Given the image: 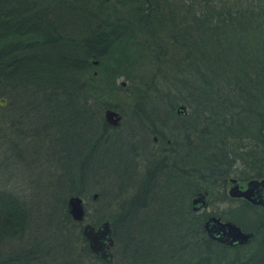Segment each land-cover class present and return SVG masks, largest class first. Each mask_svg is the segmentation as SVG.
<instances>
[{
  "label": "trees",
  "instance_id": "16d2710c",
  "mask_svg": "<svg viewBox=\"0 0 264 264\" xmlns=\"http://www.w3.org/2000/svg\"><path fill=\"white\" fill-rule=\"evenodd\" d=\"M158 29L165 31L162 37ZM164 36L169 69L151 88L139 83L143 77L133 79L135 63L141 50ZM117 75L131 79L133 100H167L169 117H177L179 102L191 109L193 128L204 134L202 163L225 155L219 145L224 134L252 140L244 148L252 146L263 157L264 0H0V96L7 97L0 105V264L101 260L79 227L85 220L97 225L102 217L84 202L86 219L77 221L65 206L67 196H85L91 182H107L101 110L116 109L104 95L119 87ZM173 162L180 166L181 157ZM113 173V190L122 189ZM38 195L47 199L49 224L51 212L64 208L49 227L42 212L36 218ZM118 207L127 214L134 210L133 203L118 201ZM166 207L154 212L167 213ZM201 223L174 179L169 224L152 218L129 227L147 229L142 241L132 242L140 246L139 259L209 264L213 245ZM6 239L11 249H3Z\"/></svg>",
  "mask_w": 264,
  "mask_h": 264
},
{
  "label": "flooded vegetation",
  "instance_id": "af4514ba",
  "mask_svg": "<svg viewBox=\"0 0 264 264\" xmlns=\"http://www.w3.org/2000/svg\"><path fill=\"white\" fill-rule=\"evenodd\" d=\"M162 102L167 107L165 112L163 108L159 109L154 101L138 102L139 107L143 109L141 112L147 115L151 113V116L148 115L149 117H145L143 120L139 118L131 125L128 124L122 131L120 130L124 115L120 111L112 107L122 115L116 125L106 122L103 116L107 125V133L104 135L102 144L108 153L109 162L104 165V172L110 183L109 178L115 177L113 170H116V178L122 188L113 190L114 186L112 188L111 184L107 185L106 191H109L110 198L117 199L122 190L132 189L135 192L134 196L130 195L128 198L126 196L125 201L122 199L123 202H121L139 204L138 212L134 214L136 217H142L144 220L150 217L165 216V219L169 221V180L172 182L177 179L181 182L182 192L190 205V210L201 219V226L213 246L243 252L242 257L237 256L232 261H243V264H264V183H260L262 179L264 180V164H234V158H231V163H226L224 161L227 158L223 159L225 157L218 158L219 162L211 164L195 163V161H200L201 154L204 152L201 147V138L204 134L187 132L184 137H178L171 132L173 137H169V119H171L169 117V102ZM179 104L175 106L177 117L173 116L177 118L176 120L184 119L186 117L184 115L187 113V105L184 103V113H177ZM161 112L166 115H161ZM174 123L173 126H175ZM137 124H139L138 132ZM229 139L235 141L237 145L229 146L232 140L226 138L219 142V145L223 144L226 157L231 153L234 154L237 146L239 147L243 143L241 141L240 144L234 137ZM86 145L87 149L92 148L93 145L92 137L89 134L86 137ZM247 150L251 153L255 151L252 146ZM176 157H181L182 164L180 166H175L173 162ZM221 159L222 162H220ZM116 162H120V164ZM156 204H166L167 213L154 212L158 208ZM122 215L131 217V214L125 215L124 213ZM211 218H217L222 222H234L241 230L251 235L241 243L222 242L210 236L206 229L205 222ZM110 224L114 238L111 221ZM208 227L213 234L219 235L220 232L216 231L211 223ZM141 231L146 232L147 229ZM167 232H169V227ZM114 244L111 247L112 259L109 261L101 259L98 261L99 263H114L112 249ZM75 263L71 262V264ZM83 263L86 264V261ZM134 264H169V258L157 261L138 260Z\"/></svg>",
  "mask_w": 264,
  "mask_h": 264
},
{
  "label": "rangeland",
  "instance_id": "374dc122",
  "mask_svg": "<svg viewBox=\"0 0 264 264\" xmlns=\"http://www.w3.org/2000/svg\"><path fill=\"white\" fill-rule=\"evenodd\" d=\"M164 34H165V31L158 29L159 37H162ZM166 37L167 36H164L163 38H159V39L158 38L154 39L153 45L150 44V46L145 47L143 50L139 52L138 60L135 63L137 67H136V70L134 71L138 75L137 77L133 79L139 80L141 77H143L142 79L139 80L140 81L139 83L141 84L148 83L149 87L152 88L153 86H155V81L160 80L161 78L160 73L163 71L162 69H166V68L169 69V64H167V59H169V39H167ZM252 44L254 45L255 43L252 42ZM162 48L164 49L163 51L161 50ZM122 81H124V84H122ZM115 84L119 85V87L113 88L109 93L104 95V98L108 99V101L111 102L112 105L116 106V109L124 115V120H123L120 131H122L123 128L125 129V127L128 124L131 125L132 123H134L139 118L143 120V118L151 116V113H148L149 115L148 116L146 113L141 112L142 108H140L138 105L139 104L138 102L140 101L137 102L132 99L131 90L133 86H132L130 78H127L124 75H117V78L115 79ZM5 98L7 99V97ZM146 102H150V101H146ZM154 102L157 103V106L159 107V109L163 108L165 112L167 107L165 106L164 102H161V101H154ZM179 103L181 104L182 102H179ZM104 109L105 108H103V110ZM190 111L191 109L187 106V113L186 115H184L186 116L184 117V119L179 118L178 120H176L177 119L176 117H171V119H169V137H173V134L171 132H173L178 137L179 136L184 137L187 132H191L193 134L194 132H198L195 130V128H193L196 122L194 120V117L188 116ZM102 112L103 111L101 110V114ZM161 115L164 116L166 115V113L161 112ZM173 123L175 126H173ZM199 124L200 123L198 121L196 128L198 127ZM138 126L139 124L136 125L137 132H138V128H137ZM224 137L228 140H232V139H229V138H232L231 134H224ZM26 139L27 140L25 141H28V136H26ZM237 141L240 142V144L242 141L243 142L242 145H239V147L237 146V149L234 152V154L231 153V155H228L227 157L225 155H221L222 157H225L223 159L227 158V160H225L224 162L231 163V158H234V161H233L234 164H241V163H246V164L248 163L252 165L264 164V153H263L262 158L261 157L258 158L256 157L257 155L255 156L253 154V152L252 153L250 151L248 152V150L244 148V145H249L250 143H252V140L246 141L243 139H239V140L237 139ZM262 144H263V140H260V145ZM236 145H237L236 142L233 140H232V143H229V146H236ZM262 148L263 147H260V149ZM179 150H181V147H179ZM107 159L108 158H106L105 160ZM143 160L145 162L144 157H143ZM201 160L202 159H200V161H195V163H202ZM216 162H219V161L217 160ZM220 162H222V159L220 160ZM118 164H120V162ZM102 165L99 164L100 167ZM36 169L39 170L37 167ZM37 170L35 172H38ZM109 184L110 183L108 181L107 182L105 181V183L103 182L101 183L100 181L96 183L91 182L90 191H88V193L85 196H83V199L87 205L88 211L97 212L102 217V220L98 224H100L102 221L106 219H109L110 221L113 218L114 219L118 218L122 220L121 222L115 221V220H113V222L111 221L112 223L115 224L114 227L117 229V237H118L117 244L112 248L114 252V263L113 264H116V263L134 264L135 261L142 260V259H139L137 255V251L139 250L140 246L135 247L132 242L134 241L137 242L139 240L142 241L144 233H141L139 230L136 229V227H132V230H131V227H129V224L131 225L135 224L137 220L141 221L143 219L142 217H136L134 215L136 212H138L137 203H134V210L132 211V213H130L131 217H125L124 215H122L124 213L121 212V210L118 207V201L120 202L121 201L123 202V200L125 201L126 196H127L126 198H128L130 195L134 196L135 192L132 189H129L126 191L122 190L118 198L113 200L109 196V191H106L105 189L106 186ZM94 193H97L96 197H93ZM69 196H67V199ZM34 201H35V212L37 211L36 218H39L40 217L39 213L42 212L41 218L44 217L45 222H46V220H48V218L50 217L49 206H46L47 199L44 200V198L38 195ZM48 201L49 203L51 202V200H48ZM156 205H158V208H159V204H156ZM65 207L67 208V200H66ZM59 209H60L59 213L57 211L56 213L51 212L52 213L51 217L53 219L49 220L51 221L50 224H52V222L55 220H60V216L64 208L63 206L60 205ZM118 210H120L121 213L118 214L119 212ZM126 214L127 213H125V215ZM119 217H122V218H119ZM162 217L163 216L150 217V218H145L144 220H146V222L148 223L152 218L154 219L161 218L162 220H165V225H168L169 221H167L164 217L163 218ZM87 219L89 218L87 217ZM87 221L89 222V220H85L84 222H87ZM50 224L46 222L45 226L49 227ZM148 225H152V224H148ZM82 226L83 225L79 227L81 233H82ZM122 233H123V236H122ZM114 238L116 240V237ZM3 243H4L3 249H7V248L11 249L10 243L7 239L4 240ZM242 255H243V252L240 250L231 249V248H223L221 246L214 245L212 248L211 255H210L211 258L209 260V264H219V263L229 264L231 260H233L235 257L237 256L242 257ZM84 260L86 261V264H101L96 259L92 258L91 256H87V258L85 257ZM158 260H159V257H158ZM43 264H49V262H45Z\"/></svg>",
  "mask_w": 264,
  "mask_h": 264
},
{
  "label": "water",
  "instance_id": "95a60500",
  "mask_svg": "<svg viewBox=\"0 0 264 264\" xmlns=\"http://www.w3.org/2000/svg\"><path fill=\"white\" fill-rule=\"evenodd\" d=\"M92 63L97 64L98 60H92ZM124 84V81H122ZM7 104V99L4 96H0V105L4 106ZM184 104H179L177 107V113H184ZM103 116L106 122L112 125H116L121 119V113L117 110L106 107L103 110ZM262 131L264 133V122L262 125ZM260 183H264L262 179ZM97 193L93 194L96 197ZM198 199V198H196ZM67 209L69 214L74 220L84 221L86 219V209L83 197L79 193L71 194L67 199ZM215 221V223H213ZM211 223L216 231L218 230L219 235L213 234L208 225ZM206 229L210 236L228 243L245 242L251 235L248 232H244L241 228L231 221H224L217 218H211L205 222ZM82 234L86 238L88 243V248L95 253L100 259L104 261H109L112 259L113 253L111 247L114 244V238L112 236L111 224L108 219L102 221L98 225H94L91 222H85L82 226Z\"/></svg>",
  "mask_w": 264,
  "mask_h": 264
}]
</instances>
